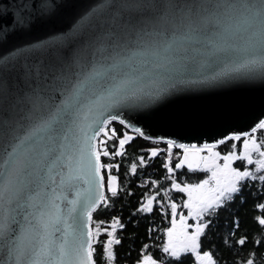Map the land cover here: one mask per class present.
Returning <instances> with one entry per match:
<instances>
[{
    "label": "snow or ice",
    "instance_id": "6c2138e0",
    "mask_svg": "<svg viewBox=\"0 0 264 264\" xmlns=\"http://www.w3.org/2000/svg\"><path fill=\"white\" fill-rule=\"evenodd\" d=\"M69 2L0 0V16L12 17L0 26V47L20 31L46 30L0 52V264H98L97 245L103 264H115L117 229L126 225L113 216L93 228V213L133 194L111 161L138 138L155 145L136 157L139 165L163 154L170 189L185 198L178 205L169 188L163 199L143 194L130 222L156 205L167 218L165 199L171 219L163 242L142 243L135 264H221L210 237L220 210L237 198L239 210L244 188L257 182L264 196V111L253 116L250 99L200 113L163 109L180 86L264 90V0H92L61 29ZM167 124L188 136L148 130ZM185 166L204 178L178 182L174 173ZM137 171L134 161L125 175ZM253 207L259 238L235 235L238 216L220 238L239 257L232 264L264 256V202Z\"/></svg>",
    "mask_w": 264,
    "mask_h": 264
},
{
    "label": "trees",
    "instance_id": "16d2710c",
    "mask_svg": "<svg viewBox=\"0 0 264 264\" xmlns=\"http://www.w3.org/2000/svg\"><path fill=\"white\" fill-rule=\"evenodd\" d=\"M117 127H119L117 125ZM155 146L152 142L144 141L142 139H136L134 142L126 145L127 154L124 157H118L111 161L113 163L119 162L121 167L119 172L113 169V174L119 176V183L123 187H127L133 193L131 196L123 195L120 199L114 200V206L105 208L100 206L93 213V224L96 225L95 221L102 220L105 224L111 223V218L113 216H118L121 218V222L126 225L124 229H117V238L121 240L119 245H114V251L116 253L115 264H135V259L137 256V251L142 243H149L150 245H158L163 242V233L160 231L164 227L170 226L169 221L171 219L170 209L167 208V200H164L165 208L168 212L167 218L161 213L159 205L154 206V211L149 214H142L141 216L134 217L133 220H137L138 223L130 222V214L138 207L139 202L143 194L147 193L152 195L154 192L158 193L157 199H163L164 193L162 189L169 188L170 182L167 179L168 173L163 167V154L157 157L149 159L145 156L148 161L147 166H140L139 160L136 157L144 155L147 148ZM163 148L164 145H159ZM175 151H180L174 149ZM105 162H109L108 158H103ZM138 164V171L135 175L128 173L125 175L126 168L132 162ZM176 162L175 156L173 157V166ZM234 166L243 167L244 164L241 161L235 162ZM174 175L177 176L178 182L184 183H196L200 179L204 178V173L202 172H190L188 169L183 168L177 170ZM156 180L157 186L153 188L150 183L146 181ZM246 197V203L243 206H237L239 203V198H237V204L230 206L227 209H222L219 212L217 219L214 221L212 230L210 232V237L214 242L219 255L222 257L221 264H232V261L239 257H236L234 251H230L221 244L222 237H225L229 230L232 228V220L234 217L238 216L240 219V230L235 233L238 237L243 232H248L253 238H259L258 226L253 222V216L260 215L259 209H254L255 203L264 202V196L260 195V189L258 182L253 185L251 190L248 187L244 188V193ZM168 198L174 200L178 205L182 204V199L185 198L182 193H178L176 190H169ZM178 210H184L182 207ZM151 229V236L148 235V230ZM101 240H105L103 236H100ZM97 247V261L98 264H103L100 260V247ZM239 247V246H237ZM249 248H245L242 255H246ZM152 251H156L155 248ZM258 253H264V248L257 247ZM257 264H264V256L257 255Z\"/></svg>",
    "mask_w": 264,
    "mask_h": 264
},
{
    "label": "water",
    "instance_id": "95a60500",
    "mask_svg": "<svg viewBox=\"0 0 264 264\" xmlns=\"http://www.w3.org/2000/svg\"><path fill=\"white\" fill-rule=\"evenodd\" d=\"M11 6L13 0H7ZM15 3H20V0H15ZM92 3V0H70L66 7L63 22L58 25L61 29L68 28L74 21L76 15L87 8ZM14 8L10 7V11ZM11 16H0V26L11 22ZM46 35V30L35 27L30 31H20L15 34L8 45L0 47V52L12 44H22L29 40L42 39ZM261 97H264V90L259 88L251 89L242 84H225L213 88L189 89L180 86L171 96L167 97L164 103V111L168 112H184V113H200L211 111L219 107L231 104L233 102L250 99L253 101L249 107L250 113L255 116L264 111V106L261 105ZM150 132L162 134L164 132H178L180 136H188V134L176 124L155 125L148 129ZM179 139V136L175 137ZM190 142V137L183 140ZM184 168L187 169L185 166Z\"/></svg>",
    "mask_w": 264,
    "mask_h": 264
},
{
    "label": "rangeland",
    "instance_id": "374dc122",
    "mask_svg": "<svg viewBox=\"0 0 264 264\" xmlns=\"http://www.w3.org/2000/svg\"><path fill=\"white\" fill-rule=\"evenodd\" d=\"M180 211H183L185 214H186V210L184 209V210H178V213L180 212ZM179 218V216H177V219ZM191 222V221H190ZM102 227H108V226H110V223L109 224H103V225H101ZM93 228H95L96 227V225H94V226H92ZM101 236H103L104 238H106L107 239V236H106V234H101Z\"/></svg>",
    "mask_w": 264,
    "mask_h": 264
}]
</instances>
